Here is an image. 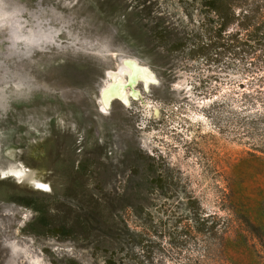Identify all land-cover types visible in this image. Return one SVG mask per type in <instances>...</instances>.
<instances>
[{
    "label": "rangeland",
    "instance_id": "374dc122",
    "mask_svg": "<svg viewBox=\"0 0 264 264\" xmlns=\"http://www.w3.org/2000/svg\"><path fill=\"white\" fill-rule=\"evenodd\" d=\"M205 1L0 0V264H264V52Z\"/></svg>",
    "mask_w": 264,
    "mask_h": 264
},
{
    "label": "bare ground",
    "instance_id": "6f19581e",
    "mask_svg": "<svg viewBox=\"0 0 264 264\" xmlns=\"http://www.w3.org/2000/svg\"><path fill=\"white\" fill-rule=\"evenodd\" d=\"M106 77L109 78V82L101 88L99 96V105L102 112H106L113 101L118 100L128 107L131 100L144 98L141 89L137 86L141 85L148 93L151 86L156 84L157 81L153 71L134 58H123L117 69L106 71ZM145 104L148 108V116L157 118L160 114V107L149 101H145ZM8 173L15 174V177L19 178L20 181L32 184L36 188L44 187V184L35 178V172L31 169H11Z\"/></svg>",
    "mask_w": 264,
    "mask_h": 264
},
{
    "label": "trees",
    "instance_id": "16d2710c",
    "mask_svg": "<svg viewBox=\"0 0 264 264\" xmlns=\"http://www.w3.org/2000/svg\"><path fill=\"white\" fill-rule=\"evenodd\" d=\"M246 2V6L244 8H240L239 12L235 16V19H239V17L247 18L249 22H255L256 27L254 28V36L256 40V44L261 46L262 51L264 52V3L262 4H255L257 0H254L252 3H247V0H230L229 8L235 4ZM205 4L216 11L218 16L222 18V9L224 6V0H206ZM228 6V5H227ZM234 14V13H233Z\"/></svg>",
    "mask_w": 264,
    "mask_h": 264
},
{
    "label": "flooded vegetation",
    "instance_id": "af4514ba",
    "mask_svg": "<svg viewBox=\"0 0 264 264\" xmlns=\"http://www.w3.org/2000/svg\"><path fill=\"white\" fill-rule=\"evenodd\" d=\"M147 117V116H146ZM148 118V117H147Z\"/></svg>",
    "mask_w": 264,
    "mask_h": 264
}]
</instances>
